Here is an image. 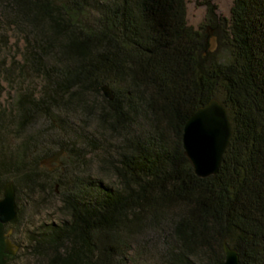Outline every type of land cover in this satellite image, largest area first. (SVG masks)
<instances>
[{
    "label": "trees",
    "instance_id": "1",
    "mask_svg": "<svg viewBox=\"0 0 264 264\" xmlns=\"http://www.w3.org/2000/svg\"><path fill=\"white\" fill-rule=\"evenodd\" d=\"M208 10L229 60L210 54L208 29L188 23L186 0H0L27 45L20 73L43 82L39 96L16 98L21 128L39 109L93 102L116 142L114 184L63 171L54 181L67 219L30 233L33 257L144 264L153 254L160 264H219L227 240L240 264H264V0H234L230 18ZM214 98L234 134L218 174L200 178L184 128ZM4 123L0 114V133ZM24 143L0 158V199L12 178L29 194L45 191L47 175ZM4 170L15 175L3 179ZM11 224L0 222V264L13 259L5 253Z\"/></svg>",
    "mask_w": 264,
    "mask_h": 264
},
{
    "label": "rangeland",
    "instance_id": "2",
    "mask_svg": "<svg viewBox=\"0 0 264 264\" xmlns=\"http://www.w3.org/2000/svg\"><path fill=\"white\" fill-rule=\"evenodd\" d=\"M233 1L186 0L188 23L195 28L208 29L209 52L221 61L229 60L230 55L211 29L208 9L209 5H214L216 15L230 18ZM26 46L23 35L15 26H8L6 19L0 14V114L5 117L2 127L5 130L0 133V158L12 155L20 148L25 149L24 142L31 152L30 157L39 164L58 150H67L61 159L64 163L62 167H57L49 173L46 172L48 167L41 168L47 175L44 192L36 191L29 194L25 187L19 186L12 178L16 186L19 220L10 225L9 232L11 241L18 247V253L16 256L9 255L13 259L9 260L8 264H47L46 260L32 256L29 235L43 225L59 224L67 219L60 210L62 207L59 198L60 188H56L54 181L63 171L68 177L91 174L106 184H114L110 161L116 155L114 151L116 142L106 129L103 130L97 119V110L92 106L93 102L87 104L85 109L63 108L64 111L56 114L49 109L42 108L43 111L39 109L34 112L36 118L26 122L24 128H21L19 116L13 108L17 96L26 92L39 96L43 90L42 80L32 75L31 70H25L29 74L28 77L19 71L25 65ZM10 170L2 172L3 179L11 174L15 175V172ZM141 261L144 264H160L153 254L147 255Z\"/></svg>",
    "mask_w": 264,
    "mask_h": 264
},
{
    "label": "water",
    "instance_id": "3",
    "mask_svg": "<svg viewBox=\"0 0 264 264\" xmlns=\"http://www.w3.org/2000/svg\"><path fill=\"white\" fill-rule=\"evenodd\" d=\"M105 96L113 100L110 88L104 87ZM233 123L228 109L217 98L199 107L188 120L184 128L183 143L185 155L189 159L197 176L208 178L218 174L224 157L233 138ZM66 155L64 149L41 161L50 171L63 166L61 160ZM16 187L9 180L3 187V197L0 199V222L9 225L18 217ZM225 260L219 264H240V256L227 240L224 242ZM5 253L16 256L18 247L10 239V232L5 240Z\"/></svg>",
    "mask_w": 264,
    "mask_h": 264
}]
</instances>
